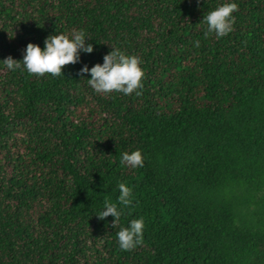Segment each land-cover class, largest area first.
I'll return each instance as SVG.
<instances>
[{"label":"trees","instance_id":"obj_1","mask_svg":"<svg viewBox=\"0 0 264 264\" xmlns=\"http://www.w3.org/2000/svg\"><path fill=\"white\" fill-rule=\"evenodd\" d=\"M223 2L0 0V61L56 33L93 45L55 77L0 62V264H264V0L205 35ZM111 48L139 57V96L80 73ZM135 149L144 166L121 165ZM119 182L132 203L114 226L95 214ZM141 216L142 243L119 249Z\"/></svg>","mask_w":264,"mask_h":264},{"label":"clouds","instance_id":"obj_2","mask_svg":"<svg viewBox=\"0 0 264 264\" xmlns=\"http://www.w3.org/2000/svg\"><path fill=\"white\" fill-rule=\"evenodd\" d=\"M237 8L235 0H225L215 8L208 10L202 19L206 26L205 35L214 33L217 38L227 35L235 22V16L232 13ZM88 39L90 38L84 29L74 30L70 36L56 33L45 38L43 48L29 42L24 48L22 60H15L8 56L0 62L11 71H26L29 75L37 76L46 73L53 77L60 76L63 66L77 63L81 53L93 51V45L86 42ZM193 43L195 47L200 45L198 40ZM79 71L90 74L87 82L98 93L107 94L115 91L129 95L135 92V95L139 96L141 93L138 89L143 88L144 72L140 67L139 57L125 54L119 48H111V51L104 55L102 63H96L91 67L85 64ZM119 162L123 166H130L134 169L143 167L142 151L140 149L131 152L124 151L120 154ZM117 188L119 189L117 202L105 199L102 208L95 214L101 220L111 215L114 226L122 215L124 207L132 203V189L124 182H119ZM144 228L142 216L130 220L127 227H121L115 233L119 249L128 251L141 244Z\"/></svg>","mask_w":264,"mask_h":264}]
</instances>
